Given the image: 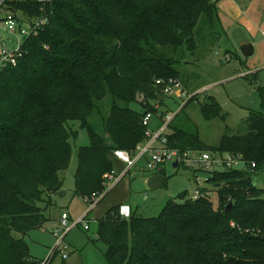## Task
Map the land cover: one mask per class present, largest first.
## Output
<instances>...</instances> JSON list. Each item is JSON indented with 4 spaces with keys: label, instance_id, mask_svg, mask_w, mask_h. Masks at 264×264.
<instances>
[{
    "label": "trees",
    "instance_id": "obj_1",
    "mask_svg": "<svg viewBox=\"0 0 264 264\" xmlns=\"http://www.w3.org/2000/svg\"><path fill=\"white\" fill-rule=\"evenodd\" d=\"M7 11L46 23L23 41L15 66L0 67V264H39L25 237L43 226L44 211L62 190L74 123L89 138L76 151L74 174L73 194L85 198L105 190L114 150L134 155L147 140L141 120L158 113L153 104L161 105L159 116L162 108L169 112L155 80H179L184 61L209 53L221 27L210 0H7ZM107 94L101 136L88 118ZM192 100L203 118L220 115L214 97ZM243 125L216 147L204 145L196 130L171 128L168 148L209 152L223 163L203 171L206 186L196 199L183 191L156 217L132 211L123 218L119 205L107 209L96 231L106 264H264L263 191L252 179L264 170V109L249 111ZM225 155L240 156L243 168L225 167Z\"/></svg>",
    "mask_w": 264,
    "mask_h": 264
},
{
    "label": "rangeland",
    "instance_id": "obj_2",
    "mask_svg": "<svg viewBox=\"0 0 264 264\" xmlns=\"http://www.w3.org/2000/svg\"><path fill=\"white\" fill-rule=\"evenodd\" d=\"M215 5L217 21L221 27L217 44L211 45L209 53L199 60L187 58L183 67H180L179 81L190 95H197L201 100L212 96L221 107L220 115L205 119L200 113L197 100L180 103H168L169 109L175 113L167 132L177 127L187 132H197L199 140L206 146L216 147L225 132L237 134L244 129L243 120L249 111L264 109V0H210ZM17 15V14H16ZM240 38H247L253 48L249 57H243L237 44ZM230 55L228 61L224 60ZM111 96L107 94L98 102V110L89 118L88 123L99 135H104L102 120L106 118L111 105ZM169 101V100H168ZM167 103V101H166ZM129 108L142 112L137 103H130ZM154 120V119H153ZM77 138L70 140L71 159L65 172L61 173L63 182V196H53V205L44 211L45 221L39 229L29 232L25 237L30 255L39 260H46L49 252L55 245L54 230L61 232L64 227L60 224L62 213L68 214V222H77L89 210L90 213L79 224L69 229L61 243L66 259H62L60 252L50 259L49 264H106L104 259L105 246L97 241V220L106 208L114 201H109V195L97 205L98 200L87 202L85 198L75 196L74 174L77 160L76 151L81 146L89 144L88 132L74 123ZM193 157H197L194 154ZM146 158L140 159L118 185L112 195L121 196L120 189L126 185L128 198L124 202L130 206L137 216L153 218L159 215L166 202L183 191L191 195L195 189L194 173L201 180L207 173L200 170L194 162L185 163L173 168L172 163L165 164L162 174L165 175V185L146 190L145 181L156 172L145 168ZM217 168L220 165H215ZM242 169V164L238 166ZM196 170V171H195ZM213 170V169H210ZM254 185L263 191L264 199V170L252 176ZM110 188H106L107 193ZM214 206L217 205V196H210ZM109 202V203H108ZM88 227L87 230L83 226Z\"/></svg>",
    "mask_w": 264,
    "mask_h": 264
},
{
    "label": "built area",
    "instance_id": "obj_3",
    "mask_svg": "<svg viewBox=\"0 0 264 264\" xmlns=\"http://www.w3.org/2000/svg\"><path fill=\"white\" fill-rule=\"evenodd\" d=\"M7 0H0V67H6L8 65L15 66L17 60L22 57L23 50L22 44L25 39L31 35H35L37 31L43 26L46 21L28 19L25 21H20L22 19L18 18L16 14L9 11L5 12V3ZM42 1V0H41ZM49 1V0H45ZM262 35L264 36V29L262 30ZM230 55L226 54L224 60L228 61ZM155 86L160 89V93L165 98V101L174 100L177 103V108L180 107V103H184L193 97V95L188 94V92L182 87L181 83L177 79L167 78V79H157L155 80ZM142 99V97H141ZM153 108L158 111L157 114L153 112H147L141 120V124L146 129L147 140L136 147V153L130 155L124 150H114L112 152V157L116 158L123 164V170L121 175H115L114 171L105 175L103 186L106 188H112L126 175L136 163L142 159L146 158L145 168L149 171L156 172L158 174L165 164L181 162L190 163L194 162L198 164L200 170H210L213 165L219 164L222 159L214 157L209 152H191L186 151L182 155L175 149H170L167 147V128L175 117V111L164 112L162 108V114L159 116L161 105L159 103H154ZM153 119H156L159 123L156 131L150 130V123ZM197 154V157H193ZM225 160V167L239 168V164H242L240 156L232 157L231 155H225L223 157ZM223 163V161H222ZM255 165L251 164L253 168ZM194 182L196 183L195 189L192 194L189 195L190 198L196 199L200 195V189L206 186V178L203 177L199 180L194 173ZM105 190L100 194H92L90 197H85L87 202H92L98 200L105 193ZM118 214L123 218H129L131 211L127 205H119ZM85 214L77 221L73 223L68 222L67 213H62L60 217V224L64 229L59 232L57 229L53 231L55 237V245L49 252V256L55 252H60L62 259H66L65 254L66 247L61 248L62 240L66 232L71 229L74 225L79 224L84 220ZM84 230H87L86 225L83 226ZM48 256V258H49ZM42 260L39 264H48V260Z\"/></svg>",
    "mask_w": 264,
    "mask_h": 264
},
{
    "label": "crops",
    "instance_id": "obj_4",
    "mask_svg": "<svg viewBox=\"0 0 264 264\" xmlns=\"http://www.w3.org/2000/svg\"><path fill=\"white\" fill-rule=\"evenodd\" d=\"M243 41H246V42H249L248 40H247V38H240V40H238V44L240 43V42H243ZM238 44H237V46H238ZM174 101V100H173ZM172 102V100H170V101H167V103H166V105H169L170 103ZM169 103V104H168ZM167 108V107H166ZM170 108V107H169ZM164 111H166V109L164 108L163 109ZM158 126H159V123H158V121L156 120V119H154V120H152L151 121V123H150V130H152L153 132L154 131H156V129L158 128ZM112 160V164H113V171H114V174L115 175H121V173H122V170H123V164L119 161V160H117L116 158H112L111 159ZM130 173V171L128 172V174ZM156 175H160V174H156ZM126 178V176L123 178V179H125ZM123 179H121L120 181H119V183L118 184H116V186L112 189V191H110L109 192V196H108V198L110 197V199H109V201H114V202H112L110 205L111 206H109L108 208H106V209H109L110 207H112V206H115V205H127V206H129L128 204H126V203H124V202H126L127 201V198H128V196H129V194H128V189L126 190V185H122V187H121V189H120V193H121V196H119V197H115V196H113L112 195V197H111V194H113V192L116 190V188L118 187V185L123 181ZM65 194V193H64ZM54 196H57V195H54ZM107 197V196H106ZM105 197V198H106ZM104 198V199H105ZM104 199H102L99 203H97V205L98 204H100ZM109 203V202H108ZM129 208H130V206H129ZM92 210V209H91ZM130 211L132 212V209L130 208ZM68 213V212H67ZM68 215V214H67ZM69 217V216H68Z\"/></svg>",
    "mask_w": 264,
    "mask_h": 264
},
{
    "label": "water",
    "instance_id": "obj_5",
    "mask_svg": "<svg viewBox=\"0 0 264 264\" xmlns=\"http://www.w3.org/2000/svg\"><path fill=\"white\" fill-rule=\"evenodd\" d=\"M237 47H238L239 53L243 57H249L253 53V48H252V45L250 44V42H246V41L240 42ZM177 165H178V163L174 162L172 164V167L176 168ZM145 186H146V190H153V189L160 188V187L164 186V177L162 175L150 176L146 179ZM64 193L65 192L61 193V191H60L56 195L57 196H63ZM231 206H232V204L226 205L225 210H228Z\"/></svg>",
    "mask_w": 264,
    "mask_h": 264
}]
</instances>
